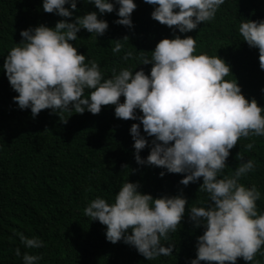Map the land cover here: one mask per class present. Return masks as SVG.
Returning a JSON list of instances; mask_svg holds the SVG:
<instances>
[{"label": "clouds", "instance_id": "obj_1", "mask_svg": "<svg viewBox=\"0 0 264 264\" xmlns=\"http://www.w3.org/2000/svg\"><path fill=\"white\" fill-rule=\"evenodd\" d=\"M88 2L100 14L111 13L118 5L120 19L115 23L132 26L130 14L137 7L134 0ZM224 2L145 0L156 6L151 12L154 20L175 26L173 31L180 33L211 21ZM76 6L77 0H43L42 4L45 12L65 18L73 15ZM107 27L93 11L72 22L61 19L51 28L41 24L22 30L23 39L8 51L3 63L7 80L18 93L13 100L21 110L30 109L33 117L43 109L98 114L102 106L114 105L115 117L139 120L140 124L133 123L130 128L137 164L184 173L180 183L185 186L202 178L199 191L207 193V201L203 206H191L189 217L204 231L197 237L196 257L190 264H236L237 258L260 264L254 257L258 252L264 255V211L258 213L256 204L261 193L255 185L240 183L242 176L254 170V161L244 160L238 153L241 162L234 171L222 175V170L239 138L264 136V108L254 98H245L235 78L225 79L231 66L223 58L195 54L192 36L161 39L151 58L140 63L152 65L149 74L122 67L105 77L98 63L86 62V56L78 53L71 41L77 40L81 29L97 37ZM238 32L249 47L258 49L259 66L264 70V19H241ZM120 41H115L113 52L121 49ZM137 109L142 115H136ZM141 124L146 135L153 137L146 159L139 155L149 143L140 133ZM252 146L245 145L248 149ZM138 188V183L123 182L112 203L97 196L84 208V214L106 226V239L113 244L123 240L147 260L170 256L174 244L165 246L162 240L168 241L169 234L177 230L187 200L182 195L153 198ZM18 236L25 248L43 246L38 237ZM15 253L21 256L19 248ZM41 258L24 252L22 264H38Z\"/></svg>", "mask_w": 264, "mask_h": 264}, {"label": "trees", "instance_id": "obj_2", "mask_svg": "<svg viewBox=\"0 0 264 264\" xmlns=\"http://www.w3.org/2000/svg\"><path fill=\"white\" fill-rule=\"evenodd\" d=\"M134 3L132 26L127 27L115 23L120 19L118 5L111 13L100 14L88 0H77L73 15L65 18L45 12L43 0H0V264H22L24 252L40 255L38 264H190L196 257L197 237L204 228L195 226L189 209L207 201V193L199 191L202 178L185 186L180 183L184 173L137 164L130 128L140 121L115 117L114 105L102 106L98 114L43 109L33 117L30 109L21 110L13 100L18 93L3 69L8 51L23 39L22 30L41 24L51 28L61 19L72 22L95 11L98 19L108 24L103 35L96 37L81 29L71 43L86 56V62L95 60L105 77L122 67L149 74L152 65L140 63L151 58L161 39L192 36L195 54L223 58L231 66L225 79L235 78L245 98H254L264 108V70L259 66L258 49L249 47L238 32L241 19H264V0H225L211 21L187 33L154 20L151 12L156 6L145 0ZM117 40L122 46L113 52ZM136 115L142 113L137 109ZM140 133L149 142L139 153L146 159L153 137L146 135L142 124ZM248 143H252L251 149L245 147ZM229 153L222 175H230L239 165L238 153L244 160H253L254 170L242 176L240 183L257 187L261 193L257 210L264 211V136L241 137ZM161 172L165 174L160 176ZM126 181L138 183V191L153 198L182 195L187 200L177 230L169 234L168 241L162 240L165 246L174 244L172 255L147 260L123 240L115 244L107 241L106 226L84 214V208L97 196L112 203ZM18 233L38 237L43 246L25 248ZM17 248L21 256L16 255ZM254 259L264 264L260 252ZM236 264L252 262L237 258Z\"/></svg>", "mask_w": 264, "mask_h": 264}]
</instances>
